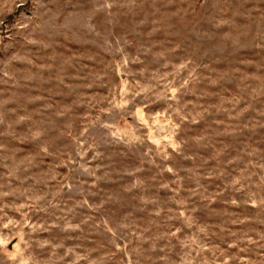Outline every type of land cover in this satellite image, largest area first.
<instances>
[{"label": "rangeland", "instance_id": "1", "mask_svg": "<svg viewBox=\"0 0 264 264\" xmlns=\"http://www.w3.org/2000/svg\"><path fill=\"white\" fill-rule=\"evenodd\" d=\"M0 264H264V0H0Z\"/></svg>", "mask_w": 264, "mask_h": 264}]
</instances>
